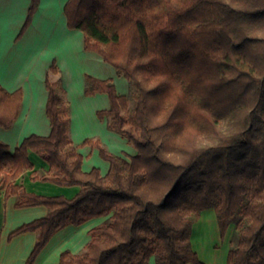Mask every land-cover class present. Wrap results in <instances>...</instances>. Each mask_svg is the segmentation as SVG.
Listing matches in <instances>:
<instances>
[{
    "label": "trees",
    "instance_id": "1",
    "mask_svg": "<svg viewBox=\"0 0 264 264\" xmlns=\"http://www.w3.org/2000/svg\"><path fill=\"white\" fill-rule=\"evenodd\" d=\"M40 0H31L18 38ZM68 26L85 34L130 86L86 74V95L107 93L97 112L136 149L128 160L99 139L87 138L110 162L83 170V154L69 134L71 115L61 79L48 73L49 135L31 134L12 151L0 140V193L16 207L44 205L45 217L12 231L38 238L25 264H34L51 237L68 225L108 218L90 230L80 253L65 250L61 264H205L192 243L195 222L215 209L221 237L236 222L238 241L228 264H264V0H68ZM51 72L59 73L56 61ZM23 89L0 82V128L21 112ZM133 101V104L131 102ZM29 150L50 169H34ZM34 180L80 187L73 198L27 191Z\"/></svg>",
    "mask_w": 264,
    "mask_h": 264
},
{
    "label": "crops",
    "instance_id": "2",
    "mask_svg": "<svg viewBox=\"0 0 264 264\" xmlns=\"http://www.w3.org/2000/svg\"><path fill=\"white\" fill-rule=\"evenodd\" d=\"M67 1L40 0L30 26L18 38L31 0H0V82L9 91L22 88L24 93L19 117L10 128H0V140L7 142L14 151L31 134L47 136L51 133L52 126L47 116L49 92L46 78L49 73L52 81H62L71 115L69 134L84 156L83 170L98 167L105 175L110 169V162L102 158L99 148L81 146L85 139H99L111 153L128 160L137 151L121 134L108 128L107 119L98 117L99 110L110 107V98L107 93L86 95V74L113 79L120 94H128L130 86L99 53L86 50L85 34L81 29L68 26L64 12ZM54 61L59 68L57 74L51 72ZM29 157L34 164L33 170L41 174L50 169L48 162L37 152L29 150ZM33 170L24 171L17 179V183L29 192L73 198L80 191L77 185L64 186L52 181L34 180ZM17 199L12 195L6 200L0 193V264L26 263L38 234L28 231L11 240L9 235L22 224L45 217L49 212L44 205L16 207ZM107 218L93 217L80 225L71 224L60 229L51 237L34 264H61L63 251L82 252L91 239L90 230ZM210 232L213 233L211 241L208 237ZM196 234L200 236L196 237ZM191 238L194 249L205 264H228L230 243L227 238L222 240L215 209L202 212L193 226ZM149 264H157L155 256L150 258Z\"/></svg>",
    "mask_w": 264,
    "mask_h": 264
},
{
    "label": "rangeland",
    "instance_id": "3",
    "mask_svg": "<svg viewBox=\"0 0 264 264\" xmlns=\"http://www.w3.org/2000/svg\"><path fill=\"white\" fill-rule=\"evenodd\" d=\"M52 78H53V80H54L55 76H53ZM131 104H133V101L131 102ZM238 218H239V217H236V219L234 220V222H233V223L230 225V227L228 228V230H227V232H226L224 238H222V240H224V239H226V238L228 239V241H229V243H230V247L235 246L236 243H237V241H238V232H237V229H236V222H237ZM210 234H211V233H210ZM212 235H213V233H212ZM227 235H228V236H227ZM198 236H200V235L196 234V237H198ZM208 237H210V235H209ZM211 237H212V236H211ZM209 240H210V239H209ZM211 240H212V238H211ZM211 240H210V241H211ZM223 244L225 245L226 242H224ZM221 247H222V245H221ZM208 250H209V248H208ZM205 253L207 254V252H205ZM199 255H200V254H199Z\"/></svg>",
    "mask_w": 264,
    "mask_h": 264
},
{
    "label": "bare ground",
    "instance_id": "4",
    "mask_svg": "<svg viewBox=\"0 0 264 264\" xmlns=\"http://www.w3.org/2000/svg\"><path fill=\"white\" fill-rule=\"evenodd\" d=\"M210 233H211V232H210ZM209 235H210V238H209V239L211 240V238H212V237H211V236H212V233H211V234H209Z\"/></svg>",
    "mask_w": 264,
    "mask_h": 264
}]
</instances>
